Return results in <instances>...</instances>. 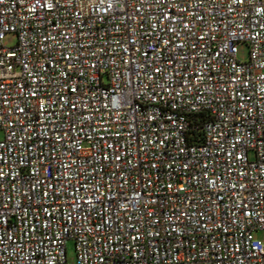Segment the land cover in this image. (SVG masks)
Returning <instances> with one entry per match:
<instances>
[{"label": "built area", "instance_id": "1", "mask_svg": "<svg viewBox=\"0 0 264 264\" xmlns=\"http://www.w3.org/2000/svg\"><path fill=\"white\" fill-rule=\"evenodd\" d=\"M0 133V264H264V0H0Z\"/></svg>", "mask_w": 264, "mask_h": 264}, {"label": "rangeland", "instance_id": "2", "mask_svg": "<svg viewBox=\"0 0 264 264\" xmlns=\"http://www.w3.org/2000/svg\"><path fill=\"white\" fill-rule=\"evenodd\" d=\"M16 36L15 34H7L3 40L4 48H13L16 45ZM248 58V48L245 45H240L238 47V54H237V61L240 63L246 62ZM2 135L0 133V139ZM250 160L253 159V154L249 155ZM256 237L262 239V235L258 234ZM66 249V261L67 264H75L76 261V253H75V246L72 241H68L65 245Z\"/></svg>", "mask_w": 264, "mask_h": 264}]
</instances>
